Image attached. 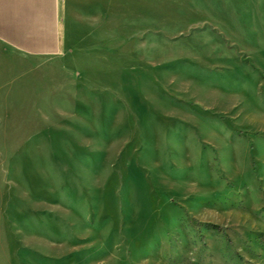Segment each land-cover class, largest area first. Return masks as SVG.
I'll return each instance as SVG.
<instances>
[{"label":"rangeland","instance_id":"374dc122","mask_svg":"<svg viewBox=\"0 0 264 264\" xmlns=\"http://www.w3.org/2000/svg\"><path fill=\"white\" fill-rule=\"evenodd\" d=\"M58 20L0 42V264H264V0Z\"/></svg>","mask_w":264,"mask_h":264},{"label":"crops","instance_id":"0c3cea01","mask_svg":"<svg viewBox=\"0 0 264 264\" xmlns=\"http://www.w3.org/2000/svg\"><path fill=\"white\" fill-rule=\"evenodd\" d=\"M59 0H0V42L25 55L60 51Z\"/></svg>","mask_w":264,"mask_h":264}]
</instances>
